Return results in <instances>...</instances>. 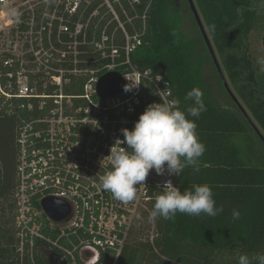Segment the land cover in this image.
Returning a JSON list of instances; mask_svg holds the SVG:
<instances>
[{
    "label": "built area",
    "instance_id": "built-area-1",
    "mask_svg": "<svg viewBox=\"0 0 264 264\" xmlns=\"http://www.w3.org/2000/svg\"><path fill=\"white\" fill-rule=\"evenodd\" d=\"M82 3L0 0V109L19 119L12 193L19 264H37L43 251L66 264H116L163 183L171 179L178 187L177 175L154 169L135 185L137 198L128 204L99 186L96 175L110 167L104 158L124 139L120 130H132L148 105L176 100L165 74L139 69L130 59L143 33L130 35L120 25L123 46L104 31L99 42L89 41L86 27L72 22ZM5 4L23 13L20 23L3 13ZM83 45L94 46L101 58L81 59ZM114 72L131 90L99 98L100 78ZM47 197L70 205L69 221L48 218L41 208Z\"/></svg>",
    "mask_w": 264,
    "mask_h": 264
},
{
    "label": "trees",
    "instance_id": "trees-1",
    "mask_svg": "<svg viewBox=\"0 0 264 264\" xmlns=\"http://www.w3.org/2000/svg\"><path fill=\"white\" fill-rule=\"evenodd\" d=\"M108 1L128 34L143 33L141 44L131 53L133 65L165 74L181 111L186 113L192 104L185 100L187 92L195 87L202 90L206 110L198 118H186L195 121L196 134L206 150L198 160L199 171L185 167L176 182L181 192L193 184L209 185L216 206L223 207L215 217L177 212L173 219L153 220L152 242L141 247L128 242L116 264H237L238 252L264 253V160L255 159L241 146L248 136L243 121L233 112L220 109L210 98L193 65L191 47L179 38L173 24L171 0ZM255 2L259 0H195V6L223 57L228 77L264 133V89L254 87L256 79L243 51L255 24ZM102 4L103 0L82 3L72 22L86 27L87 40L94 37L99 42L104 31L108 37L113 35L114 45L121 47L122 30ZM98 8L99 13L92 16ZM260 38L264 53V28ZM79 50L83 52L81 59L101 58L94 46L83 45ZM243 81L250 86L248 94L241 85ZM18 124L15 115L7 116L0 109V264H19L12 196ZM233 210L240 212L238 220H233ZM146 254L148 262L143 261ZM36 259L37 264H48L43 254Z\"/></svg>",
    "mask_w": 264,
    "mask_h": 264
},
{
    "label": "clouds",
    "instance_id": "clouds-1",
    "mask_svg": "<svg viewBox=\"0 0 264 264\" xmlns=\"http://www.w3.org/2000/svg\"><path fill=\"white\" fill-rule=\"evenodd\" d=\"M3 13L15 23L21 22L23 13L18 8L5 4ZM257 64L260 71H264V57H259ZM131 88L125 85L124 90L127 92ZM203 95L199 87L187 92L185 100L192 104L186 113L173 107L178 101L152 103L139 116L132 130L121 129L124 139L117 138L110 154L104 158L110 162V167L96 175L101 189L110 192L114 200L128 204L137 198L135 185H143L153 169L158 175L166 171L168 176L178 175L189 166L199 171L198 160L206 149L196 134L195 121L186 116L198 118L206 110ZM159 189L160 194L156 195L150 212L152 220L161 217L170 220L177 212L196 217L202 214L215 217L223 212L222 206H216L207 184H193L181 192L171 179H167ZM232 218L238 220L240 212L233 210ZM237 264H264V253L238 252Z\"/></svg>",
    "mask_w": 264,
    "mask_h": 264
},
{
    "label": "rangeland",
    "instance_id": "rangeland-1",
    "mask_svg": "<svg viewBox=\"0 0 264 264\" xmlns=\"http://www.w3.org/2000/svg\"><path fill=\"white\" fill-rule=\"evenodd\" d=\"M84 1L85 3L91 2V0H84ZM193 1H194V4L196 5L195 0ZM171 3H172L171 18L175 26V29L178 33L179 38L185 43H188L190 45L191 59L193 61V65L195 66L196 70L198 71L201 77V80L203 81L206 89L208 90L210 98L220 109L233 112L243 121V123L246 125L248 129V136H247L248 138L246 137L242 139L241 146L244 148V150L250 151L253 154L252 156L255 159H259L261 161L264 160V145L259 139V137L256 135V133L253 131V129L247 122L244 115L241 113V111L238 109V107L234 104V102L231 100L229 95L224 90L221 84V81L219 79V76L213 65V62L210 58V55L201 38L200 32L195 23V20L190 11L187 1L186 0H171ZM102 5L106 6L107 12H110L112 15L115 14L113 7L108 0H103ZM100 7L101 6H99V8ZM252 7H256L255 24L247 36L243 51H245L247 55V59L249 60L250 66L253 70V73L256 79V84L254 87L257 89L263 90L264 89V71H260V66L257 64V59L259 57H264L261 38H260L262 30L264 28V0H259L258 3L255 2V4ZM99 8L97 10V14L100 11ZM198 13H199L200 19L206 30V33L212 45L213 51L216 55V58L219 62V65L221 67L225 80L231 92L237 99L238 103L240 104V106L242 107L246 115L249 117L252 123L257 127V129L259 130V132L264 138V133L260 125L255 121L249 108L244 103V101L241 99L239 93L234 88L230 78L228 77L225 67L223 65V61H222L223 57L221 56V53L215 47L212 37L206 28V24L199 10H198ZM113 19L117 21L118 26L122 25V23L119 21V18L116 16V14L115 16L113 15ZM241 85L245 86V88L247 89L245 93L248 94V90H250L249 89L250 86L245 84V82L242 83ZM154 236H155L154 222L150 218L149 214H145L138 221L135 229L132 232L131 240L129 242H132V241L137 242L139 246L141 247L143 245L151 243ZM147 255L148 254L144 255L143 257L144 262L149 261V259H147Z\"/></svg>",
    "mask_w": 264,
    "mask_h": 264
},
{
    "label": "water",
    "instance_id": "water-1",
    "mask_svg": "<svg viewBox=\"0 0 264 264\" xmlns=\"http://www.w3.org/2000/svg\"><path fill=\"white\" fill-rule=\"evenodd\" d=\"M188 3V6L190 8V11L193 15V18L195 20V23L198 27V30L200 32L201 38L206 46V49L210 55V58L213 62V65L215 67V70L219 76V79L221 81V84L226 91V93L229 95L231 100L234 102V104L238 107V109L241 111V113L244 115L246 118L247 122L253 129V131L256 133V135L259 137L261 142L264 145V138L257 129V127L252 123V121L249 119V117L246 115L240 104L238 103L237 99L231 92L225 77L223 75V72L221 70V67L219 65V62L216 58V55L213 51L212 45L209 41L208 35L206 33V30L203 26V23L200 19L199 13L197 11V8L194 4L193 0H186ZM124 88V82L122 77L120 76L119 73L114 72V73H108L102 76L98 82L97 85V94L98 97L101 99H106L109 97H112L114 95H117L123 91ZM41 208L44 211V213L48 216V218L54 222V223H63L67 222L71 218V207L68 203L65 201L58 199V198H53V197H47L41 202ZM44 256L47 259L48 264H66L64 261H61L59 257L55 253L51 252H43Z\"/></svg>",
    "mask_w": 264,
    "mask_h": 264
}]
</instances>
